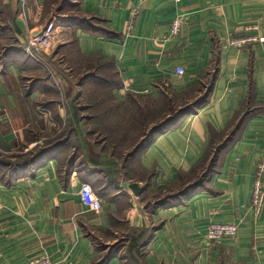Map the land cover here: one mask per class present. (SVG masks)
Instances as JSON below:
<instances>
[{"label": "crops", "instance_id": "0c3cea01", "mask_svg": "<svg viewBox=\"0 0 264 264\" xmlns=\"http://www.w3.org/2000/svg\"><path fill=\"white\" fill-rule=\"evenodd\" d=\"M50 21L52 55L26 57L27 37ZM251 36L264 37V0H0V158L8 160L0 166V264L42 254L53 264H264V203L258 214L250 207L264 158V44L227 46ZM49 57L72 60L81 76L68 106L51 95L58 73ZM96 70L101 77H85ZM190 105L122 168L113 159L98 165L126 158ZM135 111L157 118H144L140 131ZM38 155L25 170L14 163ZM82 184L99 212L82 205ZM211 223L236 224L237 233L211 242Z\"/></svg>", "mask_w": 264, "mask_h": 264}, {"label": "built area", "instance_id": "2783aa9c", "mask_svg": "<svg viewBox=\"0 0 264 264\" xmlns=\"http://www.w3.org/2000/svg\"><path fill=\"white\" fill-rule=\"evenodd\" d=\"M175 4H179L181 0H172ZM184 16L177 15L172 20L170 25V35L175 36L180 31V28L183 24ZM256 29V28H253ZM54 21L48 22L41 32L37 36H29L26 39L25 45L23 47V54L32 59H39L46 54H48L51 50L52 40L54 38ZM262 43L264 44V37L260 36H251L243 39H230L227 42V46L241 48L246 43ZM185 73L182 67H177L175 69V74L177 76H183ZM144 93H148L147 90ZM264 176V158L259 162L255 172V179L253 182V190L252 196L250 200L251 209L258 214L264 203V189L262 186V177ZM80 200L82 205L88 210L92 212H99L101 210V202L93 192L92 188L88 184H82L79 192ZM237 233V225L236 224H219V223H211L208 227L206 238L207 240L219 241L223 238H230L235 236ZM27 264H53L51 258L47 255H37L33 256L29 259Z\"/></svg>", "mask_w": 264, "mask_h": 264}, {"label": "trees", "instance_id": "16d2710c", "mask_svg": "<svg viewBox=\"0 0 264 264\" xmlns=\"http://www.w3.org/2000/svg\"><path fill=\"white\" fill-rule=\"evenodd\" d=\"M93 74L89 75V76H85V75H82L85 76V77H101L102 76V72L101 70H96L94 72H92ZM101 75V76H100ZM83 80H85L84 78H82ZM114 83V82H113ZM100 83L96 84L97 86L99 85ZM107 85V84H105ZM114 85L116 86V84L114 83ZM100 86V85H99ZM204 99H200L199 101L196 102L197 106H200L201 104H203ZM77 102V99H73L72 102H70L69 106H71V108L73 109V113L69 116L71 117V122H73L74 120L77 121L78 119V116L76 114V110H77V107H78V104L76 103ZM202 102V103H201ZM133 105L130 104V106H132L135 110L138 109V105L136 104V102H131ZM113 107L116 106V104H113L112 105ZM129 106V107H130ZM133 109V110H134ZM195 109V107L193 106H183V107H180L178 110H176L175 112L172 111V114L171 116L169 115L166 119L164 118L162 121H160V123L157 125L158 127H154L153 129H151L150 131H148L146 133V135L144 134L143 135V139L140 141V143L134 147V149L129 153L128 156H126V159L124 160L123 164L128 162L129 159H131L134 155H137L139 153V151L141 149H143L145 146H147V144L149 143V141L152 139V137L158 133H160L161 131L165 130L166 128H169L170 126H173L176 122H178L182 117H184L186 114H189L191 113L193 110ZM132 117H134L135 119H137L138 121H140L141 123L143 122V119L146 118V119H153V118H157V117H154L152 114H140L138 113V111H135L134 114H132ZM166 117V116H165ZM84 147V146H83ZM39 153V152H38ZM39 155L35 158H28L27 160H19L20 162H17L15 163L17 168H19V170H22L24 169L25 167H31L33 165V163L39 159ZM86 160H83V161H88L90 163H94L95 164V160H93V158H85ZM113 159V158H112ZM102 160V161H101ZM101 160L98 161V165H113L114 166V163H113V160L111 159H106V158H103L101 157ZM0 161V166L3 165L4 162ZM19 163V164H18ZM214 163H215V158L212 159V161L210 162L209 166L206 168L204 174L201 176V180L200 182H197V183H201V181L207 177L210 173H212L213 171V166H214ZM123 166V165H122ZM121 166V168H122ZM25 170V169H24ZM108 175V173H107ZM197 185V184H194V186ZM117 248H120V245L119 244H116L113 246L112 248V251L113 250H116Z\"/></svg>", "mask_w": 264, "mask_h": 264}, {"label": "rangeland", "instance_id": "374dc122", "mask_svg": "<svg viewBox=\"0 0 264 264\" xmlns=\"http://www.w3.org/2000/svg\"><path fill=\"white\" fill-rule=\"evenodd\" d=\"M71 1H73V0H71ZM74 8H75L74 4L71 5V8H68L69 12L70 13L74 12L75 11ZM52 47L53 46L51 45V50H52ZM51 50L48 53V55L52 53ZM59 61L61 62V59H59V60L56 59V61H52V58H50V57L48 58V62L50 63L51 68H53L58 73V76H55L51 80V90L53 88L56 89V90L54 89L56 91V93L51 94V95H52V97L54 99H57V100L60 99V101L63 103V105L68 106L70 98L72 99V95L75 92L74 84L78 82V80L81 78V76H78L77 74H75L74 63H73L72 60H66V61L63 60L60 63L61 66H58ZM104 73L107 74V75H110V78L112 80L116 79L111 70H106ZM94 86H97V85H94ZM98 89H101V88L98 87ZM67 92L70 93L68 97L65 96V94ZM86 101L88 102L89 100L86 98ZM129 117L131 119V124L132 125H136L137 128H140V131H142L141 122L138 121L137 119H135L134 117H132V115H130ZM101 122L103 123L104 121H101ZM101 126L105 127V129H107V130L109 129V127H108L109 124H107V126L106 125H99V127H101ZM99 132L100 133H105L106 131H99ZM23 159L27 160L28 158H23ZM106 159H111L112 160V158H106ZM125 159L126 158H113V160H115L121 166L123 165V162H124ZM0 160L2 162H7L8 161L5 158H0ZM83 160H86V159L83 158ZM17 162H20V161L19 160L18 161H14V163H17Z\"/></svg>", "mask_w": 264, "mask_h": 264}, {"label": "water", "instance_id": "95a60500", "mask_svg": "<svg viewBox=\"0 0 264 264\" xmlns=\"http://www.w3.org/2000/svg\"><path fill=\"white\" fill-rule=\"evenodd\" d=\"M124 189H129L134 196H139L141 194V188H139L138 184L136 183H124L121 185Z\"/></svg>", "mask_w": 264, "mask_h": 264}]
</instances>
